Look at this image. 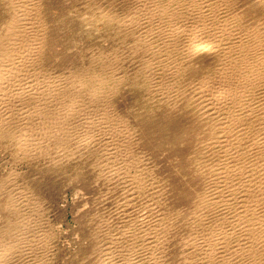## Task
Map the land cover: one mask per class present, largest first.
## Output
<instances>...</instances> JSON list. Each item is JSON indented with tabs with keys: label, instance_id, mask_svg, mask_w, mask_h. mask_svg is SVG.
Returning a JSON list of instances; mask_svg holds the SVG:
<instances>
[{
	"label": "bare ground",
	"instance_id": "6f19581e",
	"mask_svg": "<svg viewBox=\"0 0 264 264\" xmlns=\"http://www.w3.org/2000/svg\"><path fill=\"white\" fill-rule=\"evenodd\" d=\"M0 149V264H264V0H0Z\"/></svg>",
	"mask_w": 264,
	"mask_h": 264
},
{
	"label": "rangeland",
	"instance_id": "374dc122",
	"mask_svg": "<svg viewBox=\"0 0 264 264\" xmlns=\"http://www.w3.org/2000/svg\"><path fill=\"white\" fill-rule=\"evenodd\" d=\"M54 10H52V13H53V16L55 17L58 13H59V15H61V16H63V18L64 19H66L64 16H66V15H68L67 14V11L66 10H64V9H62V11L60 12V10L58 11L57 10V13L54 11ZM62 18V20H61V24L63 25V26H65L67 23H66V20H64ZM60 19H61V17H60ZM60 48L61 49H63V50H66V52H67V54H71V53H73L72 51L73 50H75V49H71L72 51H69V49H67L66 48V45L64 44V45H60ZM60 49V50H61ZM60 50H58V51H60ZM75 54V53H74ZM12 156H14V154H13V152H8V151H6V150H4V149H0V174H2V175H5V174H7L8 172H9V170L11 169V168H13L14 166H16V163L14 162V159H13V157ZM4 163V164H3ZM13 166V167H12ZM3 169V170H2ZM65 172H67V173H69V172H71V171H65ZM68 181H66V180H64V185H66V183H67ZM69 187V188H68ZM96 187L97 188H99V186H98V184L96 185ZM60 190H59V193H60V195H59V201H61V203H63L64 204V202L65 201H67V202H65V203H69V205H71V206H74L75 207V209H81V208H84L86 205H83L84 204V201L87 199V196L88 195H81V196H78V197H76L75 195H74V193L72 192V186L71 185H67V186H65V187H61V188H59ZM67 190V191H66ZM69 191H71L70 193H69ZM65 192V193H64ZM65 194V195H64ZM64 196V197H63ZM67 197V200H66V197ZM71 196V197H70ZM64 198V199H63ZM77 199V200H76ZM74 200H75V202H74ZM82 205H83V207H82ZM71 214V213H70ZM69 214V215H70ZM69 218V221L71 222L72 221V223H71V225L72 226H74L70 231H67L66 232V227H67V224H65L64 225V227L65 228H63L64 230H61L60 231V233H59V243L61 244L59 247H65V246H67V243L69 242V241H72V243H74V242H76L77 241V238H76V236H77V234L75 235V233H76V230H77V224L76 223H74L73 222V216H72V214L70 215V216H68ZM72 219V220H71ZM65 233H64V232ZM62 232V233H61ZM64 233V234H63ZM64 240H63V239ZM61 241L63 242V243H61ZM66 243V244H65ZM63 256V255H62ZM61 262H60V264H65V261H68V260H66V257L65 258H60L59 259ZM69 264V263H68ZM70 264H72V263H70Z\"/></svg>",
	"mask_w": 264,
	"mask_h": 264
}]
</instances>
